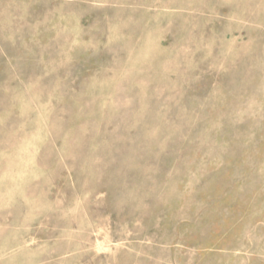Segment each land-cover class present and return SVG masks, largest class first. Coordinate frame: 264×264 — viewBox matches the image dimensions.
I'll use <instances>...</instances> for the list:
<instances>
[{"label":"rangeland","instance_id":"374dc122","mask_svg":"<svg viewBox=\"0 0 264 264\" xmlns=\"http://www.w3.org/2000/svg\"><path fill=\"white\" fill-rule=\"evenodd\" d=\"M0 264H264V0H0Z\"/></svg>","mask_w":264,"mask_h":264}]
</instances>
